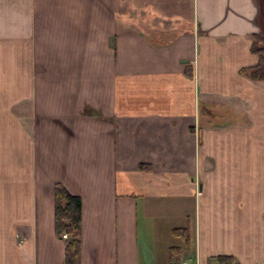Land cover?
<instances>
[{
  "label": "crops",
  "instance_id": "crops-1",
  "mask_svg": "<svg viewBox=\"0 0 264 264\" xmlns=\"http://www.w3.org/2000/svg\"><path fill=\"white\" fill-rule=\"evenodd\" d=\"M264 0H0V264H264Z\"/></svg>",
  "mask_w": 264,
  "mask_h": 264
},
{
  "label": "trees",
  "instance_id": "trees-1",
  "mask_svg": "<svg viewBox=\"0 0 264 264\" xmlns=\"http://www.w3.org/2000/svg\"><path fill=\"white\" fill-rule=\"evenodd\" d=\"M252 52L258 56L254 67L243 70L251 80H264V33L253 37ZM54 191V230L59 238H64V264H80L81 201L69 194L62 186L56 185ZM173 235L183 240V247H171L168 251V264H181L179 255L189 249L192 242L190 223L173 230ZM222 264H233L226 256L216 258Z\"/></svg>",
  "mask_w": 264,
  "mask_h": 264
},
{
  "label": "built area",
  "instance_id": "built-area-1",
  "mask_svg": "<svg viewBox=\"0 0 264 264\" xmlns=\"http://www.w3.org/2000/svg\"><path fill=\"white\" fill-rule=\"evenodd\" d=\"M182 264H197V262L196 261H189L188 263H182ZM208 264H222V263L217 261V259H212L209 261ZM233 264H235V263H233Z\"/></svg>",
  "mask_w": 264,
  "mask_h": 264
}]
</instances>
